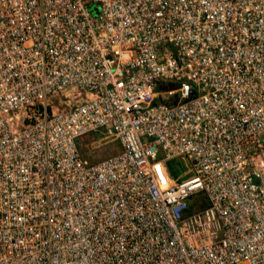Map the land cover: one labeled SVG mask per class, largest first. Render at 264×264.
I'll list each match as a JSON object with an SVG mask.
<instances>
[{"label":"built area","instance_id":"obj_1","mask_svg":"<svg viewBox=\"0 0 264 264\" xmlns=\"http://www.w3.org/2000/svg\"><path fill=\"white\" fill-rule=\"evenodd\" d=\"M0 264H264V0H0Z\"/></svg>","mask_w":264,"mask_h":264},{"label":"rangeland","instance_id":"obj_2","mask_svg":"<svg viewBox=\"0 0 264 264\" xmlns=\"http://www.w3.org/2000/svg\"><path fill=\"white\" fill-rule=\"evenodd\" d=\"M84 97V94L66 91L54 93L49 96V99L54 110L59 111L78 103ZM78 148L83 157L91 162H95L118 152L121 149V144L118 139L102 128L78 138ZM168 165L178 179H186L193 174V170L187 164L184 155L171 158ZM201 195V193L196 194L191 198V201L195 200L199 202Z\"/></svg>","mask_w":264,"mask_h":264},{"label":"trees","instance_id":"obj_3","mask_svg":"<svg viewBox=\"0 0 264 264\" xmlns=\"http://www.w3.org/2000/svg\"><path fill=\"white\" fill-rule=\"evenodd\" d=\"M172 176L174 175L172 172L170 173ZM201 197H200V201L197 202L195 200L191 199L189 200L188 204H187V208L185 210L186 214H190L193 212H196L200 209H204L207 206V198L205 197V195L203 193H201Z\"/></svg>","mask_w":264,"mask_h":264}]
</instances>
